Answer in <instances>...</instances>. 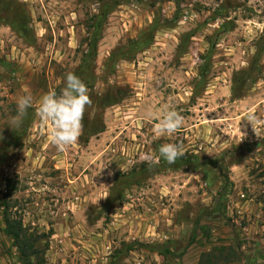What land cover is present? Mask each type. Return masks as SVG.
I'll return each mask as SVG.
<instances>
[{
  "label": "rangeland",
  "instance_id": "1",
  "mask_svg": "<svg viewBox=\"0 0 264 264\" xmlns=\"http://www.w3.org/2000/svg\"><path fill=\"white\" fill-rule=\"evenodd\" d=\"M69 72L91 103L59 151L38 104L12 121ZM173 108L182 127L157 137ZM164 143L184 155L157 159ZM5 204L41 264H198L218 247V264H264V0H0V264H22Z\"/></svg>",
  "mask_w": 264,
  "mask_h": 264
},
{
  "label": "clouds",
  "instance_id": "2",
  "mask_svg": "<svg viewBox=\"0 0 264 264\" xmlns=\"http://www.w3.org/2000/svg\"><path fill=\"white\" fill-rule=\"evenodd\" d=\"M89 90L83 80L74 73H67L64 87L59 93L49 91L40 96L36 101L31 94L21 96L17 101V115L12 123L19 125L22 118L27 114L29 108L38 104L37 112L42 122H51L53 128L50 133V140L59 151H64L66 146L76 142L81 130L83 113L87 105L91 103ZM246 120L251 124L256 133L257 125L260 122L255 115H249ZM184 117L179 111L168 109L163 117L155 125L157 137H171L182 127ZM184 155L183 145L178 143H164L158 148V158L168 164H174L177 159ZM150 160L149 164L155 163Z\"/></svg>",
  "mask_w": 264,
  "mask_h": 264
},
{
  "label": "trees",
  "instance_id": "3",
  "mask_svg": "<svg viewBox=\"0 0 264 264\" xmlns=\"http://www.w3.org/2000/svg\"><path fill=\"white\" fill-rule=\"evenodd\" d=\"M5 233L9 235L19 252L22 264H41L43 262L42 252L37 244V235L29 231L22 219L13 216L9 211V205L5 204ZM225 247L213 248L202 253L198 264H218ZM34 258H37L34 261Z\"/></svg>",
  "mask_w": 264,
  "mask_h": 264
}]
</instances>
